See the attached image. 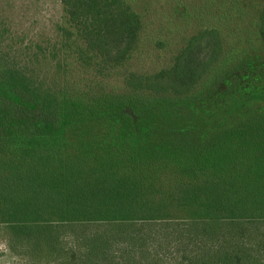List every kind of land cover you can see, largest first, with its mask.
Segmentation results:
<instances>
[{"label":"trees","instance_id":"trees-1","mask_svg":"<svg viewBox=\"0 0 264 264\" xmlns=\"http://www.w3.org/2000/svg\"><path fill=\"white\" fill-rule=\"evenodd\" d=\"M61 6L60 50L75 45L74 60L118 68L137 48L142 21L124 0ZM258 32L264 45V7ZM222 55L204 30L171 68L127 74L130 94L87 99L0 65L6 244L43 264H264V243L246 241L264 223V85L211 110L193 94Z\"/></svg>","mask_w":264,"mask_h":264},{"label":"rangeland","instance_id":"rangeland-1","mask_svg":"<svg viewBox=\"0 0 264 264\" xmlns=\"http://www.w3.org/2000/svg\"><path fill=\"white\" fill-rule=\"evenodd\" d=\"M124 1L142 21L137 48L123 66L100 70L98 60L83 63L69 57L75 45L71 52L60 50L57 25L62 15L61 0H0V65L20 68L34 80L53 82L54 87L64 83L76 90L75 96L86 99L127 95V74L152 75L171 68L193 36L216 29L223 41V55L204 72L193 90L199 98L197 105L211 110L228 102L237 90L246 92L264 85V45L258 32L264 0ZM220 74L221 83L213 85L212 78ZM63 234L73 239L70 228ZM7 238L9 233L0 227V264L45 263L44 254L8 246ZM259 239L263 245L264 223L252 224L246 236L255 248Z\"/></svg>","mask_w":264,"mask_h":264}]
</instances>
